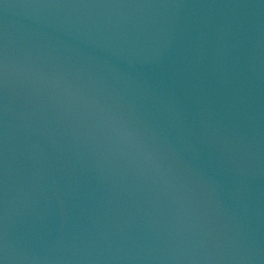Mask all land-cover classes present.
<instances>
[{"label":"water","instance_id":"obj_1","mask_svg":"<svg viewBox=\"0 0 264 264\" xmlns=\"http://www.w3.org/2000/svg\"><path fill=\"white\" fill-rule=\"evenodd\" d=\"M0 264H264V0H0Z\"/></svg>","mask_w":264,"mask_h":264}]
</instances>
